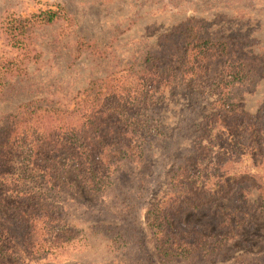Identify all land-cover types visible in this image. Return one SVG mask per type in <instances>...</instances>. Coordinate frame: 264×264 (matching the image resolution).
<instances>
[{"label":"rangeland","instance_id":"obj_1","mask_svg":"<svg viewBox=\"0 0 264 264\" xmlns=\"http://www.w3.org/2000/svg\"><path fill=\"white\" fill-rule=\"evenodd\" d=\"M54 4L63 7L69 22L31 29L28 43L38 53V59L25 64V76H4L3 70L0 71V81L5 82L0 118L31 100H40L44 105L67 103L92 80L123 69L137 70L146 50L157 49L163 37L189 20L197 24L201 34L228 42L225 52L209 65L204 64L201 78L188 79L177 89L154 95L161 102L155 111L159 114L158 130L172 146L164 151L158 140L151 142L147 153L149 171L139 183L143 184L144 191L135 183L140 178L139 172L128 164H119L110 170L107 184L98 195L92 194L72 172L64 170V183L49 184L50 189L42 194L44 217L35 218L27 238L25 225L19 229L6 222L12 233L3 259L5 264H142L133 256L142 251L119 245L129 236H137L143 250L154 258L153 237L145 213L170 192L164 175L171 170V159L184 153L193 162L195 154L190 145L195 136H201L204 153L197 160L201 157L204 161L210 160L217 148L231 141L238 128L236 120L229 117L230 112L218 111L221 102L214 91L215 83L223 77L229 78V72L239 71L241 79L227 88L224 98L236 107V112L252 116L264 114V0H0V66L20 59V51L10 47L11 17H28ZM54 36L59 37L56 46L51 44ZM79 39L90 47L79 49L75 45ZM175 42L179 56L184 42L179 37ZM94 50L99 55L92 53ZM241 54L243 59H239ZM248 63L252 66L250 71L245 65ZM185 124L187 128L183 130ZM201 124L207 131L205 137L198 131ZM178 126L183 135H175ZM258 148L253 136L251 143L242 147L237 165L242 172L264 170V153ZM14 183L8 180L4 185L10 188ZM62 184L68 190L58 191ZM6 189L0 188V196L7 201L10 196ZM120 192L125 197L122 203L118 197ZM246 198L252 202L254 192ZM223 203L217 202L211 211ZM2 213L5 218L6 212ZM212 214L188 213L183 221L193 225ZM88 222L120 223L122 242L83 232ZM59 228L73 229L69 240H53ZM235 235L217 264H252L249 258L264 252V215L248 214Z\"/></svg>","mask_w":264,"mask_h":264},{"label":"trees","instance_id":"obj_2","mask_svg":"<svg viewBox=\"0 0 264 264\" xmlns=\"http://www.w3.org/2000/svg\"><path fill=\"white\" fill-rule=\"evenodd\" d=\"M51 6L28 17H11L8 22L10 47L20 51V59L0 66L4 76H25V64L38 59V53L28 43L32 28L69 22L61 5ZM196 25L189 20L182 27L174 28L171 35L163 37L157 49L144 52L137 70L123 69L92 80L67 103L47 102L44 105L40 100H31L0 118V188L6 187L10 196L7 201L0 196L3 217L0 264H5L3 259L12 233L6 222L19 229L25 225L27 238L35 218L44 217L42 194L49 184L64 183V170L72 172L92 194L98 195L107 184L110 170L119 164H128L139 172L140 178L135 183L138 182L137 188L144 191L143 184L139 183L149 171L147 153L151 142L158 140L164 151L172 146L158 130L159 114L155 111L159 110L161 102L154 95L177 89L188 79L201 78L204 64L209 65L226 51L227 40H212L211 36L201 34ZM177 37L184 42L179 56L176 55ZM58 39L54 36L51 44L56 46ZM75 45L79 49L90 47L80 39ZM92 53L99 55L96 50ZM243 56L241 54L239 59ZM245 65L250 71L252 66ZM229 73V78L223 77L215 83L214 91L220 97L218 111L230 112L229 117L236 120L238 128L231 141L217 148L210 160L204 161V157L197 160L204 153L201 136H195L193 144H189L195 154L193 162L184 153L171 159V170L164 175L170 192L145 213L153 237L154 258L143 250L137 236H129L124 242L120 223L88 222L83 232L94 233L99 239L108 241L123 240L120 248L130 245L142 251L133 254L142 264H217L246 216L251 213L264 215V170L242 172L237 167L242 147L251 143L252 136L259 144V151L264 153V114L252 116L235 111L236 107L224 97L227 88L241 78L239 71ZM4 85L5 82L0 81V98ZM186 128L187 124L183 130ZM180 129L178 126L175 135L182 134ZM198 131L204 137L207 134L203 124ZM8 180L15 182L10 188L4 185ZM61 187L58 191L68 190L63 184ZM251 192H254V200L248 202L246 197ZM123 194L118 195L121 203L125 199ZM222 201L225 203L221 207L211 211ZM2 212H6L5 218ZM201 212L213 214L193 225L183 221L185 214ZM71 230H55L53 240H69ZM249 259L252 264H264V252Z\"/></svg>","mask_w":264,"mask_h":264}]
</instances>
